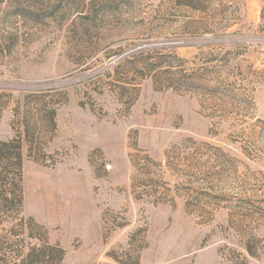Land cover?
Here are the masks:
<instances>
[{
	"label": "rangeland",
	"instance_id": "1",
	"mask_svg": "<svg viewBox=\"0 0 264 264\" xmlns=\"http://www.w3.org/2000/svg\"><path fill=\"white\" fill-rule=\"evenodd\" d=\"M16 107L57 110L22 185L61 264H264V0H0V141ZM188 139L213 148L169 170ZM134 149L165 204L133 200Z\"/></svg>",
	"mask_w": 264,
	"mask_h": 264
},
{
	"label": "trees",
	"instance_id": "2",
	"mask_svg": "<svg viewBox=\"0 0 264 264\" xmlns=\"http://www.w3.org/2000/svg\"><path fill=\"white\" fill-rule=\"evenodd\" d=\"M56 111L54 107H40L36 113L27 110L20 115V107H16L12 110L13 121L10 124L13 136L0 141V237L16 238L18 243L8 247L11 264H61L64 257V251L49 242L46 230L32 218L23 216V148L27 146L29 154L39 152L41 136L53 135L56 131ZM195 145L193 140L188 139L174 147L166 155V167L172 170L173 161L186 159L190 155L195 157L200 153V147L213 148L208 143H201L199 147ZM134 150L136 154L131 165L135 174L130 184L133 200L149 202L153 206L165 204L171 190L163 181L161 164L154 162L145 151ZM184 152L187 153L182 156ZM189 186L187 184L186 187ZM125 226L126 223H118L115 228L122 229ZM136 233L143 234L141 230ZM142 234L140 237H143ZM26 239L33 240L35 244L26 243ZM144 247L145 242L140 239L134 247L135 252L139 253ZM244 250L249 257L254 258V253L248 247H244ZM232 254L236 259L230 257L227 260L229 263L248 264L239 254L236 256L233 251ZM107 257L117 264H138L139 261L138 256L133 261H123L113 253H107Z\"/></svg>",
	"mask_w": 264,
	"mask_h": 264
}]
</instances>
